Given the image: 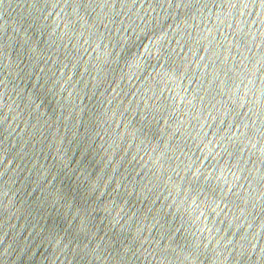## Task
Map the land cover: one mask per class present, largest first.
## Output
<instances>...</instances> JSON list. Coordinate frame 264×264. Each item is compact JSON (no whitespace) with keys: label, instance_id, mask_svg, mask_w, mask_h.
<instances>
[{"label":"water","instance_id":"water-1","mask_svg":"<svg viewBox=\"0 0 264 264\" xmlns=\"http://www.w3.org/2000/svg\"><path fill=\"white\" fill-rule=\"evenodd\" d=\"M0 264H264V0H0Z\"/></svg>","mask_w":264,"mask_h":264}]
</instances>
